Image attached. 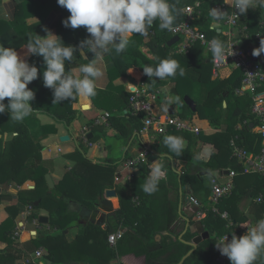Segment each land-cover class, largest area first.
Segmentation results:
<instances>
[{"label": "trees", "instance_id": "1", "mask_svg": "<svg viewBox=\"0 0 264 264\" xmlns=\"http://www.w3.org/2000/svg\"><path fill=\"white\" fill-rule=\"evenodd\" d=\"M2 0H0V3ZM169 4L176 9V19L174 24L179 23L184 19L181 10L186 6H192L195 2L199 5L195 8V20L193 26H197L207 38H219L220 34L216 31H209V10L214 6H220L223 0H168ZM53 4V5H52ZM55 7L61 14L57 26L55 28L56 35L66 45L77 46V52L74 53V60L65 63L66 72L70 71L71 64L78 61L81 64L88 63L93 59V54L85 49V56L79 52V42L89 38V34L85 28L79 27L76 29L66 28L62 21L70 15L67 9L59 6L57 0H22L16 6V11L12 21H4L0 19V44L4 47H12L18 53L23 55L26 51L23 47L26 45L30 36L38 34L37 27L43 22V16L52 8ZM244 15V14H243ZM243 15L242 18H243ZM39 17V22L28 25L26 19L31 17ZM246 22V21H245ZM245 22L241 21V26H245ZM159 22L155 20L151 28L148 29L147 35L133 34L128 48L116 53L113 49L111 58L114 67L108 71L109 84L106 92L116 93L120 102L111 103L116 111L123 113L130 105V93L124 91L123 86H116L113 82L119 78L126 79L130 73L135 71L143 72L145 65L155 67L161 59L172 58L179 62L180 66H191L194 69L204 67L202 64L203 47L195 44L192 49L184 55H177L171 48L167 47V42L172 36L166 31L161 30ZM260 29L257 26L256 30ZM39 35V34H38ZM249 42L245 41L244 45ZM142 47H146L147 54L142 52ZM149 56L152 57L150 59ZM29 63L35 64L38 68V78L32 81L28 88L35 93V99L31 102L34 112L25 118L24 121H13L9 113L0 114V187L21 186L27 181L34 183L33 190L18 191V201L25 207H31V211L26 218L28 223L37 222L42 211L48 217L47 232L38 233L39 237L36 240H31L30 245L35 249L42 246L46 250L44 261L46 264H108L109 260L114 256H124L134 254L136 256L144 255L147 264H177L183 256H185L191 248L177 239L179 234H176V239L164 238L161 244L155 242V235L162 231L171 232V227L175 221V214L168 212L153 211L150 213V208L158 206V201L152 196L160 194L161 188H165V182L160 181L158 190L155 194H146L144 191H137V182L139 178L133 179L131 182V190L135 195H139L138 205L136 208L130 199L119 195V208L114 211L116 218V227L110 228L107 231H102L98 226L92 223H87L83 227H78L77 223L80 220L79 215L69 209L71 203L78 204L85 208L96 206L100 201L104 206L111 208V203L103 200L100 196L105 187H111V181L116 169L114 164H92L86 158L81 143L78 142V147L74 153L68 154L66 157L72 161L73 165L70 170L66 171L62 179L54 186L53 190H49L45 182V175L50 173V164L42 159L41 151L43 146L36 138L33 137L29 127L30 122L34 119L35 114L47 115L52 118L55 123L63 125L70 129L72 134H76L74 122L79 114L75 107L76 98H70L62 103H52V90L44 87L42 73L44 64L42 57L30 56L27 58ZM209 59V58H208ZM210 62V59H209ZM208 71H198L197 80L203 82L204 89H207L205 79H209L211 87L205 92L203 103L196 104V114H199L201 119H205L210 127L225 126L224 132H218L211 135L200 133L197 140L202 143L212 145L216 152L212 153L207 162L199 160L196 155L186 157V164L181 173V184L188 183L193 187V192L200 200L207 201L210 194L211 186L207 182L212 177L214 172L222 173L225 170L242 172V165L232 157L229 141L237 136V144L242 147L247 153L257 154L261 148V138L259 134L249 128V124L258 125V120L251 114L252 101L250 95L238 96L235 90L239 89L241 84V74L238 70L233 69L232 74L226 80L211 79L210 67ZM140 75L134 76L138 80ZM171 80V78H170ZM164 80L158 78H148L146 75L142 78V83L146 86L147 92H153L156 87L162 86ZM264 87V85H263ZM133 88V87H132ZM174 93L178 96L176 87H173ZM105 91L97 90L94 97H90L92 103L99 109H105L112 100L109 94ZM103 100V101H102ZM184 109L190 114L192 113L182 100H178ZM7 103V99L5 100ZM225 103L226 106H223ZM204 108V109H203ZM200 111V112H199ZM110 117L108 126L117 130L121 137L120 139L127 142L134 133H139L142 128L140 117H132L131 120L118 117L115 112L109 110ZM183 115V114H182ZM179 118L183 119L184 117ZM29 120V121H28ZM243 122H248V125L237 129ZM28 123V124H27ZM87 126L91 127L92 122H88ZM103 126L91 128V141H96L100 134L97 133ZM74 131V132H73ZM15 132L17 135L13 136ZM42 136L54 134L55 130L52 126H42L40 128ZM169 133V134H168ZM80 132L76 134L79 136ZM175 134H190L185 132L168 131L167 135ZM4 135L7 138H4ZM155 153L157 150H153ZM152 150L148 154V162L155 158ZM185 158V157H184ZM144 166V164H142ZM142 168V167H141ZM147 168H142L140 178L145 179ZM200 173H205L201 176ZM243 176H254L255 184H259L257 191L261 190L263 178L257 174H242ZM175 178V175L172 174ZM241 176V174L239 175ZM196 181V182H195ZM195 182V183H194ZM235 187L230 196L223 198L218 208L221 211H226L234 225H239L235 218L234 207L237 202L235 196ZM4 196L0 194V201ZM140 200V202H139ZM160 207H163V199L160 200ZM35 202H39L34 206ZM203 204V203H202ZM8 218L0 224V241L5 243L7 247L0 251V264H17L23 261V264H34L29 261L28 254L25 251L18 249L17 238H14L15 217L18 215V207L10 206L8 209ZM145 211V212H143ZM204 230L207 231L210 237L199 244L197 249L184 261L183 264H214V259L217 256L216 241L220 236L228 234L226 223L217 215L209 213L207 217L201 221ZM191 223V220H190ZM36 226H42L38 222ZM75 227L80 228L73 239L69 240L68 234ZM180 227H183L181 225ZM114 229V230H113ZM127 229L133 231V234H127L125 231L121 239L117 242L114 249H111L107 243L109 233L117 230ZM241 230V229H240ZM98 238L99 241H95ZM192 235L186 233L182 236L184 241H190ZM130 241L133 244H130Z\"/></svg>", "mask_w": 264, "mask_h": 264}, {"label": "crops", "instance_id": "2", "mask_svg": "<svg viewBox=\"0 0 264 264\" xmlns=\"http://www.w3.org/2000/svg\"><path fill=\"white\" fill-rule=\"evenodd\" d=\"M22 0H2L0 3V8L7 9L10 14L12 15L11 20H5L4 21H12L14 18V14L16 11V6L18 3H20ZM33 2H37L38 0H32ZM53 5V4H52ZM216 5L214 6V8ZM61 18L60 12L55 8L52 7L44 16H43V22L37 27V32L40 36L45 35L44 29H47L51 31L53 34L56 35V26ZM39 17H31L26 19V23L28 25L36 24L39 22ZM209 23L212 24L213 21L211 17H209ZM242 21L245 22V26L248 28L249 32L251 34L256 33H264V8H255V9H248L247 12L243 15ZM209 24V26H210ZM257 26H259L260 29L256 30ZM194 28L198 31L200 29L197 26H194ZM225 30L224 26V20L220 21L217 24V30L216 32L218 34H221L223 37V32ZM132 37V36H131ZM130 37V39H131ZM173 48V47H172ZM171 48V51H173ZM142 52L144 54H147L146 47H142ZM111 54V53H110ZM108 54L104 57V64L107 65L105 75L102 79L97 81V90L105 91L107 90V86L109 84V77H108V71L111 70L114 67L113 60L111 58V55ZM150 59H152L151 56L148 55ZM202 57L203 61L202 64L204 67H201V71H208V66L210 65L208 56L204 51H202ZM258 61L262 63L264 66V53L258 58ZM80 63L78 61H75L71 64L70 71L71 73L75 75H79L78 69H79ZM103 67V64L100 65ZM232 70L230 72H227L226 75L221 76L220 73L216 77L214 76L213 70L210 67V76L211 79H219V80H226L231 74ZM140 75V78L138 80L134 79V76ZM144 74L140 71H135V74L132 72L130 73L129 77L126 79L119 78L113 82L116 86H123L124 91L127 93H130L132 95V92L137 90L139 84L142 81ZM133 87V88H132ZM156 92H159V97L163 96H175L173 85L167 86H158L153 90V92H148L149 94H155ZM109 94L111 96L112 100L109 102L107 107L105 109H99L96 107L90 98L85 97H79L77 96L76 104H74V108L76 107L78 109V116L77 120L74 122L75 132L76 134L80 132L83 128H89L90 134H91V127L87 126L86 124L88 122H93L96 118L101 116L103 113L108 112L111 109L112 112H115L118 114V117L125 118L131 120L133 116L132 114V107L129 105V107L125 110H123V113H119L117 108H113L110 104L117 102L118 105H120V102L115 99L117 96L116 93H110L106 92V94ZM206 95V94H205ZM118 99V97H116ZM131 98V97H130ZM161 98H158L155 103V113L156 114H168V107L173 106L174 114L171 116L175 117H184L183 119L186 121H192L194 124L202 129V134L205 135H211L218 132H224L225 126L221 127H210L208 122L206 120L200 121L195 114L191 118H185V116L182 115L181 111H177L175 108V104L179 102H176L174 99V103L171 104L168 102L167 98H164V102L166 104L162 106L160 104ZM119 100V99H118ZM103 101V100H102ZM130 101V100H129ZM158 102V103H157ZM168 103V104H167ZM226 106V105H223ZM169 115V114H168ZM34 120L36 121V125H31L32 127H35V129H39L42 126H52L54 127V134L42 136L40 139H37L40 144L43 146V150L41 151L42 159L46 162H49L50 164V177L54 183V186L62 179L63 175L66 171L70 170L73 163L70 161L66 156L70 153V149H66V152L64 153L61 149L63 146L57 142L61 136L68 135L70 136V143H72L73 146H76L74 142V138H76V134H72V131L70 129L65 128L61 124H57L53 121L52 118L49 117V120L46 122L40 124L38 121V116L34 117ZM142 122V121H141ZM143 125V124H142ZM30 128V127H29ZM97 128V127H96ZM31 130V129H30ZM74 132V131H73ZM32 133V131H31ZM41 133V132H40ZM98 134H100L99 138L94 141V145L88 149L89 152H86V158L89 159L92 164H114L116 166L112 181H111V187H105L100 194L101 198L105 201H108L111 203V208L104 206L101 200L100 204H97L96 206H89L90 208H85L83 206H80L78 204L71 203L69 205V209L73 212H76L80 220L77 223V226L83 227L87 223H92L94 226H98L102 231H107L110 228L116 227V218L114 216V211L119 208V195H122L123 197H127L131 200V202L134 204L136 208L139 207L138 205V198L139 195H135V192H132L131 190V182L135 178H139V181L137 182V191L142 190L143 191V185L149 175L150 172V166L151 163L157 158L162 157V162L165 165L166 173H167V179L161 180L165 182V188H161V193L152 196L153 199H156L158 201V206L160 207V200L163 199V207L158 209V206L154 208H150V213L153 211H160V212H168L175 214V221L174 224L171 227V232L162 231L159 234L155 235V242L160 245L161 241L165 238L170 237V239L175 240L176 234H179V231L182 230L183 227H180L183 225L184 219L187 217V214H192V218L190 225L195 223L196 221L193 219V213L188 209V198L194 197L196 198L200 203H203L204 205H207V201L200 200L198 195L196 197L195 193L193 192V187L190 183L186 185L181 184V173L183 171V168L186 164V157L193 156L195 157L198 155L199 160L203 162H207L211 156L212 153L216 152V150L212 147V145L202 143L201 141L197 140L198 135L194 134H175L173 136L182 137L185 141L184 148L180 155H176L175 153L171 152L166 145L163 143V139L166 136L164 135H156L155 132L152 129L147 130L146 132L140 131L139 133H134L131 138L124 142L120 139L121 135L120 133L115 130L114 128L108 126H103L99 131H97ZM42 134V133H41ZM169 134V133H168ZM6 136V135H4ZM92 136V134H91ZM7 137V136H6ZM34 137V134H33ZM35 138V137H34ZM92 138V137H91ZM91 140V139H90ZM61 143V142H60ZM145 150H157L155 153L153 151V155H155V158L153 160H150V162H147L142 166V164H139L137 167H135L132 171H129L125 168V163L127 160L137 158L140 154H143ZM252 154V153H250ZM185 157V158H184ZM149 159V157L147 158ZM147 168V174L145 176V179L142 180L140 178V175L142 174V168ZM142 167V168H141ZM172 174L175 175V178L172 176ZM228 174V170L223 171L222 173L214 172L212 174L211 182L213 186L214 182L223 183L226 180V176ZM201 176H204L205 173H200ZM255 178L254 176H237L234 179V187H235V196H237V202L234 207L235 210V218L238 220L239 225L238 229L243 230L246 229V226H253L254 222L260 218H264V184L262 183L261 187L262 189L257 191L259 184H255ZM196 182V181H195ZM194 182V183H195ZM34 183L31 181L25 182L21 186L15 187L8 186V187H0V190L4 193L0 192L4 197L0 201V224L3 223L9 216L8 208L10 206H16L18 207V215L15 217L14 223V238H17L16 242H18L19 247L18 249H21L28 254V258L31 257V255L37 251V250H44V248H38L35 249L30 245L31 240H36L40 232H47L49 229L48 224L42 226H33V223H28L26 219H24L23 214L26 211V207L21 205L18 201V191L22 190H33L34 189ZM107 191H113L114 196L106 197ZM211 191V189H210ZM156 193V192H155ZM153 193V194H155ZM261 197L263 199L262 203H257L256 198ZM208 199V198H207ZM140 202V200H139ZM145 212V211H143ZM247 213V214H245ZM40 216H46V213L42 211ZM48 218V217H47ZM22 222V228L16 232L17 226H19ZM114 230V229H113ZM240 230V231H241ZM80 228L75 227L74 229L70 230L68 237L69 240L73 239L74 236L79 233ZM128 231L127 234H133V231L130 229H121L117 230L116 232H121L122 234ZM112 233H115L112 232ZM110 234V233H109ZM180 236V235H179ZM178 236V237H179ZM178 239V238H177ZM183 240V239H182ZM95 241H99L98 238H95ZM184 241V240H183ZM204 242V241H202ZM201 242V243H202ZM200 243V244H201ZM130 244H133V242L130 241ZM199 246V245H198ZM197 246V247H198ZM7 247V245L0 241V251L4 250ZM196 247V249H197ZM111 248V247H110ZM114 249V248H111ZM46 254V252H45ZM45 259V257H44ZM23 261L18 262L17 264H23ZM45 262V261H44ZM46 263V262H45ZM77 264H83V263H77ZM108 264H147L146 258L144 255L142 256H136L134 254H128L124 256H114L111 258L108 262ZM214 264H216L214 262Z\"/></svg>", "mask_w": 264, "mask_h": 264}, {"label": "clouds", "instance_id": "3", "mask_svg": "<svg viewBox=\"0 0 264 264\" xmlns=\"http://www.w3.org/2000/svg\"><path fill=\"white\" fill-rule=\"evenodd\" d=\"M57 4L70 13L62 21L64 27L85 28L89 38L80 41L78 47L81 54L87 49L94 58L79 66V75L66 72L65 63L74 60L77 46L66 45L47 29H44V36L34 34L28 38L23 55L12 47L0 44V114L9 113L13 121L22 122L34 112L31 102L35 99V93L28 85L38 78V68L29 63L28 57H42L43 85L52 90V103L59 104L77 96L94 97L97 94V81L105 75L106 55L113 49L116 53L125 51L130 37L133 34L147 35L155 20L159 19L161 30H171L176 19V9L168 0H57ZM257 7L264 8V0H232V8L236 10L232 15L238 18L248 9ZM209 15L213 21L209 31H216L217 24L224 20L226 13L210 8ZM0 19L11 20L12 15L7 9L0 8ZM206 43L210 45L213 58L218 61L223 62L234 54L231 47L229 55V49L222 40L213 38ZM261 53H264V40L260 41V47L254 49L252 55L259 56ZM102 64L103 67L100 66ZM177 72L180 76L185 75V69L172 58L159 60L155 67H143V74L150 79L163 80L174 77ZM12 135L17 133L13 132ZM163 143L176 155L181 154L185 145L182 137L173 135L165 136ZM166 179L165 165L162 157H159L151 163L143 191L149 195L155 193L159 182ZM256 202L260 203L261 197H257ZM246 228V233L240 237L233 233L230 239L228 235H223L216 241V248L229 259L230 264H255L264 256V218Z\"/></svg>", "mask_w": 264, "mask_h": 264}, {"label": "built area", "instance_id": "4", "mask_svg": "<svg viewBox=\"0 0 264 264\" xmlns=\"http://www.w3.org/2000/svg\"><path fill=\"white\" fill-rule=\"evenodd\" d=\"M199 5L195 2L192 6L184 7L180 12L184 16V19L177 24H173L171 30L165 29L172 37H178V41L173 46L172 50L177 55L187 54L195 44H199L203 47L205 53L210 59L214 76L219 75V71L222 69L230 68V70L236 69L241 74V84L239 89L235 90V94L238 96L250 95L252 101L251 114L258 120V125L253 126L254 132L259 134L261 138V148L257 154L247 153L242 147L237 144L238 137L235 136L230 139L229 147L231 149L232 157L242 165V172L237 173L234 171H228L226 180L223 183L214 182L211 188L209 197L207 199V205L200 203L196 198H188V209L193 213V219L196 222L203 221L209 213L219 216L225 223L226 228L229 230L228 238L234 233L237 237L245 234L246 229L239 230L237 225L229 218L226 211H221L218 208L220 201L232 194L234 189V179L240 174H257L264 180V66L258 61L259 56H253L254 49L260 47V41L264 40V33L251 34L246 26H241L242 16L238 15L235 18L232 13L236 10L232 8V0H223L220 6L215 8L224 11L226 13L224 18L225 30L223 37L219 36V40L225 42L227 48L232 47L233 55L226 57V60L221 62L213 58L210 45L206 41H211L206 37L204 33L198 31L192 25L195 20V8ZM157 21L160 24L159 19ZM249 42L244 45V42ZM160 93L149 94L146 86L141 82L137 90L132 92L130 98V106L132 107V115L140 117L143 128L142 131L146 132L152 129L156 135H164L168 131L185 132L194 135H199L202 129L194 124V122L186 121L179 117L171 116L168 114H156L155 100L159 98ZM110 114L108 112L103 113L92 122L93 127L107 126ZM248 125V122H243L237 127L241 129ZM250 125V124H249ZM90 134L89 128H83L80 131L79 136L76 139L84 145L85 148H90L94 145L93 141L88 138ZM76 140V141H77ZM78 143V142H77ZM149 150H145L143 154H140L137 158L127 160L125 168L132 171L139 164H146L148 162ZM263 199L261 198V202ZM31 207H26V211L23 214L26 219L31 211ZM36 221L33 225H36ZM252 226H249V228ZM22 228V222L17 226L16 232ZM122 233L115 232L110 233L107 236V243L109 247L114 248L117 242L121 239ZM217 256L214 259L216 264H230L229 259L226 256L220 254L216 248ZM45 251L40 249L35 251L29 261L34 264H46L44 262Z\"/></svg>", "mask_w": 264, "mask_h": 264}, {"label": "rangeland", "instance_id": "5", "mask_svg": "<svg viewBox=\"0 0 264 264\" xmlns=\"http://www.w3.org/2000/svg\"><path fill=\"white\" fill-rule=\"evenodd\" d=\"M185 1L186 0H181V2H185ZM183 68L185 69V75L184 76H180L178 74V72H177V75H175L174 77H167L166 79H163L164 81L162 83V86L164 85V86L168 87V85H173V87H176V89H177L176 91L178 92V96H176V93H175V96L167 95V96H163L162 98L159 97V98H161L160 104L162 106H164L166 104V102H164V98L165 97L167 98L168 102H170L171 104L174 103V99L176 100V102H179L178 100H182L183 101L185 97H189L191 100H193V102L195 100V102H197L199 104L203 103V100L205 99V92L207 91V89H209L211 87L210 85H212V83L209 84V79H205L204 82H206V81H208V82L206 83L207 89H204L203 82H200V81L197 80L198 78H197L196 72L201 71L200 68L194 69V67L191 68V66H184ZM227 72H230V68L222 69V70L219 71L221 76L226 75ZM170 78H171V80H170ZM177 97L179 98L178 100H177ZM154 103H156V100H155ZM175 108H176L177 111L180 110L181 113L183 114V116H185V118H189L190 117V114L184 109V107L180 103L179 104L176 103L175 104ZM194 114H195V116L198 117V119L200 121H204L205 120V119H201L199 114H196V113H194ZM36 116H38V121H39L40 124H42V123L46 122L47 120H49V117L47 115L35 114V117ZM30 124L34 126V125H36V121L34 119H32ZM57 124H59V123H57ZM30 129L32 131V134H34V137L36 138V140L40 139L42 137L39 129H35V127H32V126L30 127ZM4 138H7V137L4 136ZM57 142H59V140H57ZM59 144L61 146H63L61 149L63 150L64 153L66 152L67 147H68V149H70V151L72 153H74L76 150H78L77 147L73 146L72 143H70V142H64V143H60L59 142ZM83 149L87 153L90 150V149L85 148V147H83ZM211 179H212V177L209 178L207 180V182L210 183ZM210 185H212V183H210ZM37 222H38V220H37ZM47 230H49V229H47ZM30 243H31V241H30ZM40 248H42V246ZM45 252H46V250H45ZM45 256H46V254L44 255V257ZM255 264H264V256H261L255 262Z\"/></svg>", "mask_w": 264, "mask_h": 264}, {"label": "water", "instance_id": "6", "mask_svg": "<svg viewBox=\"0 0 264 264\" xmlns=\"http://www.w3.org/2000/svg\"><path fill=\"white\" fill-rule=\"evenodd\" d=\"M177 41H178V37H176V36L172 37L167 42V47L172 48ZM79 52H80V49H79ZM81 55L83 56V58H86L84 53ZM183 101H184V104L189 108V110L192 113H196V104L193 102V100H191L189 97H185ZM223 105H225V103H223ZM168 114L169 115L174 114L173 106L168 107ZM249 128L253 129V125L250 124ZM91 137H92L91 134H89L88 138L91 139ZM70 140H71L70 136H68V135L61 136L59 138V142H61V143L69 142ZM74 142L76 144V147H78V143L76 141V138H74ZM45 182H46L49 190L54 189V183H53L49 174L45 175ZM0 192L4 193L1 190H0ZM110 196H114L113 191H107L106 192V197H110ZM38 204H39V202H35L34 206H37ZM191 218H192V214H190V213L187 214V217L184 219V222H183V228H182V230L179 231L180 236L178 237V239L181 240L182 242H184L185 244H187L191 248V250L185 256H183L182 259L177 264H183L184 261L193 253V251L196 250V247L202 241H205L210 237L209 233L204 230V226H203L202 222H195L192 225H190V219ZM38 223L41 225H47L48 224V218L46 216H40L38 219ZM186 233H189L190 235H192L191 240L187 241V242L182 240V236Z\"/></svg>", "mask_w": 264, "mask_h": 264}]
</instances>
